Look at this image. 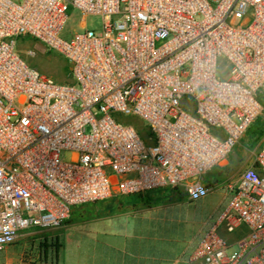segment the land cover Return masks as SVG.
Here are the masks:
<instances>
[{"label": "built area", "instance_id": "obj_1", "mask_svg": "<svg viewBox=\"0 0 264 264\" xmlns=\"http://www.w3.org/2000/svg\"><path fill=\"white\" fill-rule=\"evenodd\" d=\"M71 10L81 28L100 15V31L62 36ZM23 38L61 55L71 80L27 63ZM263 92L264 0H0V250L112 194L206 196L201 176L224 165ZM222 191L189 262L264 264V140Z\"/></svg>", "mask_w": 264, "mask_h": 264}, {"label": "rangeland", "instance_id": "obj_2", "mask_svg": "<svg viewBox=\"0 0 264 264\" xmlns=\"http://www.w3.org/2000/svg\"><path fill=\"white\" fill-rule=\"evenodd\" d=\"M81 21L82 16L78 10L69 11L62 36L69 37L83 29L94 31L101 29L100 15L84 17V28L80 27ZM40 44L34 39L23 38L17 42L16 47L27 63L43 74L57 82H69L71 80L69 65L65 59L55 51L43 49ZM28 50H33V54ZM260 99L261 113L235 145L224 165L213 168L201 176L208 186L213 187L206 196L188 201L181 187H165L138 194H112L103 200L73 206L61 226L32 227L24 230L22 232L24 235L17 236L13 242L7 244L13 246L14 253L6 255L0 250V264H9V261L13 264H89L85 256L90 253L88 239L93 236L91 226L103 227L109 222V218H112L110 223H114L119 214L129 212L131 216L139 209L147 208H150L148 217L129 216L127 220L129 228L138 233L143 230L149 233L150 230L158 231L160 247L175 246L181 249L189 247L197 239L198 231L207 224L210 214L221 200L222 186L236 179L264 140V92ZM125 120L138 126L140 130L145 129V123L139 118L127 117ZM71 157L69 151L62 153L65 161ZM75 224L84 230H87L89 225L90 235L79 232ZM81 241L82 246L79 247L77 243Z\"/></svg>", "mask_w": 264, "mask_h": 264}, {"label": "crops", "instance_id": "obj_3", "mask_svg": "<svg viewBox=\"0 0 264 264\" xmlns=\"http://www.w3.org/2000/svg\"><path fill=\"white\" fill-rule=\"evenodd\" d=\"M250 160L251 158L247 163ZM149 210L150 208L139 209L131 216L129 212H126L122 215L119 214L117 219L114 218V223H110V219L112 218H109V222L103 227L100 225L91 226L93 236L88 239L90 240V253L85 256V259L90 262L89 264H191L189 262V255L193 251L199 235L192 245L185 249L175 246L160 247L158 231L150 230L149 233V231L143 230L138 233L128 227L127 220L130 217H135V215L148 217ZM75 225L79 232L90 235L89 225L87 230L81 229L78 224ZM200 231L201 229L198 232L200 233ZM22 232L18 236L25 234ZM77 244L79 247L82 246V241ZM2 250L6 255L14 253L12 245H6ZM8 263L13 264L11 261Z\"/></svg>", "mask_w": 264, "mask_h": 264}, {"label": "trees", "instance_id": "obj_4", "mask_svg": "<svg viewBox=\"0 0 264 264\" xmlns=\"http://www.w3.org/2000/svg\"><path fill=\"white\" fill-rule=\"evenodd\" d=\"M139 132H140L142 135H144V136H147V135H148V131L145 130V129H142V130L139 129Z\"/></svg>", "mask_w": 264, "mask_h": 264}]
</instances>
